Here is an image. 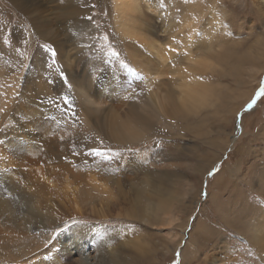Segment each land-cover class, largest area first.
<instances>
[{
    "label": "rangeland",
    "instance_id": "obj_1",
    "mask_svg": "<svg viewBox=\"0 0 264 264\" xmlns=\"http://www.w3.org/2000/svg\"><path fill=\"white\" fill-rule=\"evenodd\" d=\"M96 1L88 3L92 17L78 19L82 25L76 33L84 35L73 38L66 24L51 23L48 27L58 33L47 40L38 38L15 15L12 0H0L14 15L8 20L11 31L23 29L18 37L0 34V115L11 105L17 107L9 112L10 121L0 134L26 122L31 125L24 130L32 133L35 151L24 159L22 170L31 169L29 178L37 188V179L45 178L44 192L35 190L36 195L44 197L50 211L66 213L50 234L51 247L36 248L35 239L29 258L37 260L45 252L43 262L48 264L49 254L62 250L65 258L72 257L67 258L71 264H113L110 253L121 264H264V97L249 107L264 80V0H140L142 17L146 14L154 25L144 23L152 37L176 46L169 66L179 62L178 68L186 67L185 57L192 48L191 55L200 64L188 75L193 73L195 80L215 88L207 106L184 117L159 110V97L168 93L169 84L160 88L161 82L149 80L134 65L124 43L128 36L116 25L113 0ZM173 21L178 22L177 29L166 32ZM162 22L163 27L157 26ZM180 22L192 25L181 31ZM190 30L193 36L187 34ZM216 41L224 44L214 45L212 56L201 54L200 46ZM138 46L143 47L141 41ZM231 55L241 57L240 80L232 76ZM28 86L40 92L26 90ZM134 116L150 123L143 126ZM124 122L133 130L127 131ZM91 148L104 155L87 154ZM125 195L128 201L121 202ZM241 195L257 206L237 221L231 207ZM72 241L78 245L73 250ZM77 251H82V258H77Z\"/></svg>",
    "mask_w": 264,
    "mask_h": 264
},
{
    "label": "bare ground",
    "instance_id": "obj_2",
    "mask_svg": "<svg viewBox=\"0 0 264 264\" xmlns=\"http://www.w3.org/2000/svg\"><path fill=\"white\" fill-rule=\"evenodd\" d=\"M9 1H11V0H9ZM94 1H96V0H94ZM12 2H14L15 11L17 13L15 15H18L19 17H21L24 20V22L29 25L28 28L30 29V31L32 33H34L40 39L45 38L47 40H51L57 35L58 29L55 30L54 28L48 27L51 23H53V24L56 23L58 25L66 24L67 27L70 29L69 34H71V36L73 38H77L81 34L84 35V32L83 33L78 32L79 35L76 33V28L82 25L78 22V19H80L82 17H92V15H93L91 12H89L88 3L90 2V0H12ZM145 4H146V2H145ZM3 5H4V3H3ZM113 7L116 10V16L117 17L115 16V20H116L117 28L119 29L120 33L128 36L127 39L129 40V42L124 41V43L129 45V47H130V59L133 61L134 65L140 66L145 71V73H147L149 75L148 76L149 80L155 81L157 79L155 81L156 84L161 82L160 88H162L164 85L169 84L168 93L160 96L158 103H157L159 110L162 113H164L166 115H170V116L184 117L185 115H189L192 113L199 112L200 108L202 106L211 102V100L213 99V97L216 94L215 88L211 85H207V84L202 83L201 81L195 80L192 77L193 73L191 75H188L189 71L192 72L195 69L198 70V66L200 64V60H196V58L193 59V56L191 55L193 53L192 48L188 49L189 50L188 57L187 56L185 57L186 67H179L178 68L177 66H178L179 62H176L175 67H170L169 64L167 63V60L170 57H172L173 54H175L176 46L171 41H169V43L164 45V44H162V42L160 43L159 41L156 40V38L154 39L152 37L153 31L150 28H148V26H145L144 23L147 21H150V24L146 23V25H149V27L150 26L153 27L154 25H152L151 19L146 20V17H147L146 14L144 15V17H142L141 11L144 9H142V10L140 9V7H141L140 6V0H113ZM148 7H147V9L149 10V8H151V6L149 8ZM10 10L11 9L9 8V6L5 9L0 4V34L4 35L6 33L7 35L11 34V35H15L18 37V33L22 32L23 29L21 27L19 30L16 29L17 32L11 31L10 28L12 27V25L8 22V20H11L12 17H14V15H12L10 13ZM149 11L151 12V10H149ZM154 13H156V12H154ZM151 17H152V15H151ZM257 18H260L259 15L257 16ZM181 19H182V17H181ZM179 20H180V18H179ZM180 23H182L181 24V31H182L183 27L184 28H190L192 25L191 23L186 22V24L184 26H182L184 23L183 22H180ZM177 25H178V22L173 21V25H170V26L168 25V28L165 31L166 32L168 31V33H170L171 31H174L175 29H177ZM157 26H159L160 28L163 27V22L161 24H158ZM87 29H92V27L87 26ZM153 30H155V29H153ZM158 30H159V28H158ZM190 33H191V30L188 31L187 34L189 36L194 35V34H190ZM64 35H65V33H64ZM153 35H155V33ZM133 38L137 39V42H135V44H132V42H131ZM140 41L143 45L142 48H140L138 46V42H140ZM65 42H66V40H65ZM61 44L62 43H60L59 46H61ZM220 44L223 45L224 43H222L220 41H216L215 43H213V45L208 44V46H205V48L200 46L199 49L201 50V54L212 56L214 53L213 50H215V47L219 46ZM214 45H216V46H214ZM58 49H59V47H58ZM141 49H144V51L142 52ZM147 51H150L151 53L147 52ZM61 52H63V50ZM64 53H65V51H64ZM68 53H66L65 55H67ZM230 57L232 58V62L230 63V70H231L232 76L237 80L240 78L241 72H242L241 68H240L241 57L235 56V55H231ZM41 62L39 60L40 64H41ZM69 63H70V61H69ZM70 65H73V64L71 63ZM83 68H84V66H83ZM67 72L69 73V71H67ZM169 74H171L173 76V78L168 79L167 76ZM70 76H72V75H70ZM161 77L163 79L164 78H166V79L165 80L159 79ZM185 77L186 78L192 77V80L185 79ZM26 80H31V79L28 78ZM154 81H153V83H155ZM148 82H151V81H148ZM32 84H34V82ZM37 84H39V83H37ZM27 85H28V83H27ZM42 86H44V85H42ZM156 86L157 85H155V87ZM172 86L174 87L173 91L171 89ZM16 87H17V85H16ZM29 88L30 87L28 86V88H26V90ZM34 89L35 88H33L31 90L29 89V90L32 91ZM16 90H17V88H16ZM34 92H36V91L34 90ZM38 92H40V91H38ZM38 92H36V93H38ZM92 92H93V90H92ZM42 93L43 92H41L39 94H42ZM246 95H247V92L244 94V96H246ZM82 96H84V95H82ZM39 98H42V97H39ZM15 100H16V98H15ZM29 100H30V98H29ZM97 100L98 99H96V101ZM11 101L14 102L13 100H11ZM84 101L86 102V99ZM96 101L94 100V103H95V105H98V102H96ZM90 103H92V102H90ZM102 103H103V101H102ZM15 107H16V105H11L10 107H8V110H5L3 112V114L0 115V130H1L4 123H6L7 121H10L11 116L9 115V112L12 111L13 109L15 110ZM38 107H39V105H38ZM101 107H102V104H101ZM89 112H90V110H89ZM36 113H38V111H36L35 114ZM94 114H96V113H94ZM29 117H30V115H29ZM134 117L140 118L139 123L143 126H146L150 123L148 118H144L142 116H138V117L134 116ZM111 120H112V117H111ZM38 121H39V119H38ZM126 122H124L122 124V126L125 127L127 131H132L133 126L125 124ZM26 125H30V124H28V122H26L23 125L19 126L18 129L10 128L9 133L7 135H5L3 133L0 134L2 146H4V148L2 146H0V174L2 173V178H1L2 180L0 179V264H13V263H16V264H44L43 259H45L44 258L45 252L39 253V255H38L39 257L37 256L38 257L37 260L36 259L31 260L29 258L28 253L31 251V248H32L31 247V245H32L31 241L33 242V240H35V239L37 240L35 243L36 248H38L40 246H44V245L50 248L51 247V245L49 244L50 234L55 231V229L57 228V224L62 219V216L63 217L66 216L65 211H63L62 209H60L61 213H60V211H55V212L52 210L50 211L48 208L49 204L44 203V200H43L44 197L38 198V196L36 195L35 190L40 192V193L44 192L45 186L47 185L46 179L45 178L37 179V182H36L37 186H38V188H37V187H35V182H33V180L31 178H29V177H31L30 176L31 169L28 168V169L22 170V166H23L22 164H23L24 159L33 156V153L35 151L33 149V144L31 141V139H33L32 133L31 132H25V130H24V126H26ZM33 125H34V123H33ZM28 129L29 130L31 129V125L29 126ZM26 130H27V128H26ZM115 134H116V132H115ZM119 140H120V138H119ZM250 163H252V162H250ZM13 165H15V170L12 169ZM5 168H7L6 170H8L9 174L5 173V171H6ZM225 171L229 172V170L227 171V169ZM226 172L224 175L227 174ZM74 175H73V177H74ZM230 176H232V175H230ZM251 176H252V174H251ZM78 178H80V177H78ZM220 179H221V176H220ZM223 180H222V182H223ZM229 181L232 182L231 180H229ZM2 183L4 184V188H3ZM7 186H8V191H5V188H7ZM225 186H227V185L225 184ZM232 188H234V187H232ZM235 188H236L235 190H237L236 186H235ZM239 188L240 187H238V190H239ZM215 190H216V188H215ZM237 192H236V194H237ZM47 193H48V191H47ZM244 194H245V192H244ZM126 198L127 197L125 195V196H120L119 199L122 202V201L127 200ZM89 199H90V196H89ZM236 199L237 198H235V202L234 201L232 202L235 204H233L231 207L233 209V211L235 212V217H236L233 219L239 221L242 217H245L248 213L256 210L254 207H256L257 205L251 201L249 202V199L247 197H244L241 195L240 198L238 197V199L237 200ZM225 203H227V202H225ZM230 205H229V208H230ZM54 207H55V203H54ZM225 207H226V205H225ZM223 209H224V207H223ZM80 210L81 209H79V212H80ZM92 211H93V213H96L94 209H92ZM233 211H232V213H233ZM103 215H105V214H103ZM263 217H264V215H263ZM235 220H234V223H235ZM259 220H260V218H259ZM107 221H109V220H107ZM121 222H122V220H121ZM249 222H250V219H249ZM119 224H121V223H119ZM196 227L198 228L199 226H196ZM243 227L244 226H242V228ZM201 230H203V228L200 229V231ZM203 231H205V230H203ZM207 231H208V229H207ZM210 231H213V230H211V228H210ZM196 233H197V231H196ZM216 233H218V232H216ZM114 234H115V232H114ZM192 234H193V231H192ZM207 234H208V232H207ZM193 235H195V234H193ZM199 235L201 236V234H199ZM204 235H205V233H204ZM213 235H215V234H213ZM115 236H116V234H115ZM208 236H209V234H208ZM117 237H115V238H117ZM205 237H207V236L205 235L203 238H205ZM86 238L87 237L85 236L82 239H86ZM200 238H202V236ZM108 239L111 240L110 238H108ZM82 242H83V240L80 241L78 244H80ZM64 245H65V243L62 244V246H64ZM71 245L73 247H69V249H72V250L74 249L75 246L78 247V245H77V243H75V241L70 242L69 246H71ZM35 247L33 246V248H35ZM205 248H206V246H205ZM42 249L47 250L46 247H43ZM198 249H199V247H198ZM63 250H64V248H63ZM61 251L62 250H60V252L59 251H56V252L52 251L51 256L48 252V254H49L48 258L49 259L46 260L48 262V264H62V263L63 264H71L72 261H70V260L72 259V257H67V258H70V260H67V258H65L64 255H62L63 253H61ZM118 251H119V249H118ZM237 251H239V250H237ZM240 251L243 252V250H240ZM121 252H123V251H121ZM237 253H239V252H237ZM77 255H78L77 258L79 256L82 258L83 257L82 251H77ZM68 256H71V252H70V254H68ZM109 256H110L109 261L111 263L121 264L117 260V255L114 254L111 257V253H110ZM99 257H101V256H99ZM35 258H36V255H35ZM104 259H105V257H104ZM240 259H238V260L240 261ZM83 261H85V260H83ZM198 263H199V261H198ZM79 264H82V263H79ZM196 264H197V262H196Z\"/></svg>",
    "mask_w": 264,
    "mask_h": 264
},
{
    "label": "snow or ice",
    "instance_id": "obj_3",
    "mask_svg": "<svg viewBox=\"0 0 264 264\" xmlns=\"http://www.w3.org/2000/svg\"><path fill=\"white\" fill-rule=\"evenodd\" d=\"M185 2H187V0H185ZM195 31V30H193ZM45 48L46 51H51V47L49 45H44L43 46ZM53 56L55 55V53H52ZM113 55H117V53H113ZM53 63H55V61L53 60ZM260 97H264V80L261 81L260 87L258 88L256 95L252 98V100L250 101L249 107H251V105L256 103V100ZM100 143L102 144L103 141L101 140ZM89 155H93V156H101L104 155L103 152L99 151L97 148H91L88 150ZM209 175H212V173H209ZM178 255V254H177ZM173 264H179L178 261H173Z\"/></svg>",
    "mask_w": 264,
    "mask_h": 264
}]
</instances>
